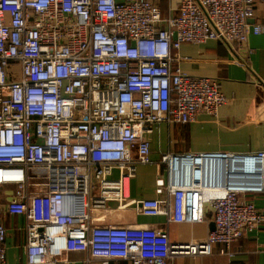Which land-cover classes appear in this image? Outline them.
<instances>
[{"label":"built area","instance_id":"1","mask_svg":"<svg viewBox=\"0 0 264 264\" xmlns=\"http://www.w3.org/2000/svg\"><path fill=\"white\" fill-rule=\"evenodd\" d=\"M255 1L181 0L163 19L149 0H0V187L12 189L7 212L26 219L27 264L69 252L168 264L216 245L231 260V244L261 226L246 197L264 193L263 151L165 154L159 197L130 198L157 124L216 117L227 102L215 79L172 67L174 51L242 45L262 31L249 22ZM206 206L214 228L204 239L169 240V224L201 223ZM6 238L0 219V264Z\"/></svg>","mask_w":264,"mask_h":264},{"label":"crops","instance_id":"2","mask_svg":"<svg viewBox=\"0 0 264 264\" xmlns=\"http://www.w3.org/2000/svg\"><path fill=\"white\" fill-rule=\"evenodd\" d=\"M156 5L166 19L177 13L181 0H149ZM254 14L249 22L262 25L259 34H249L242 45L227 46L216 40L204 43L184 42L177 51L178 60L172 67L193 77L215 79L227 102L216 117L204 112L187 123H159L146 135L149 142L150 162L138 165L130 181V198H157L155 180L165 175L161 158L165 154L183 153H252L264 152V3H253ZM11 190V189H10ZM247 200L264 216V193L248 195ZM6 201L0 200V219L7 228V264L26 263V219L7 212ZM111 216V215H110ZM164 221V217L138 216L136 222L152 225ZM212 213L205 207L201 223L169 224V240L186 243L204 239L213 229ZM220 245L214 246L213 255L173 256L168 264H264V221L261 226L247 232L231 244L232 259L219 255ZM84 252H69L66 259L45 264H99ZM110 264H129L124 260H112Z\"/></svg>","mask_w":264,"mask_h":264},{"label":"rangeland","instance_id":"3","mask_svg":"<svg viewBox=\"0 0 264 264\" xmlns=\"http://www.w3.org/2000/svg\"><path fill=\"white\" fill-rule=\"evenodd\" d=\"M11 187L2 188L0 187V200L6 201L8 199L7 195H9V190ZM6 190V192H4ZM12 190V189H11Z\"/></svg>","mask_w":264,"mask_h":264},{"label":"water","instance_id":"4","mask_svg":"<svg viewBox=\"0 0 264 264\" xmlns=\"http://www.w3.org/2000/svg\"><path fill=\"white\" fill-rule=\"evenodd\" d=\"M212 224H213V227H214V223H213V221H212Z\"/></svg>","mask_w":264,"mask_h":264}]
</instances>
